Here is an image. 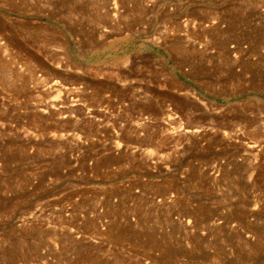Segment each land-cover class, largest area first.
I'll use <instances>...</instances> for the list:
<instances>
[{"label":"rangeland","instance_id":"obj_1","mask_svg":"<svg viewBox=\"0 0 264 264\" xmlns=\"http://www.w3.org/2000/svg\"><path fill=\"white\" fill-rule=\"evenodd\" d=\"M0 264H264V0H0Z\"/></svg>","mask_w":264,"mask_h":264},{"label":"bare ground","instance_id":"obj_2","mask_svg":"<svg viewBox=\"0 0 264 264\" xmlns=\"http://www.w3.org/2000/svg\"><path fill=\"white\" fill-rule=\"evenodd\" d=\"M115 3V2H114ZM117 4V3H116ZM116 4H114V5H116ZM117 7V6H116ZM114 8H115V6H114ZM116 9V8H115ZM189 131V130H188ZM193 131V130H192Z\"/></svg>","mask_w":264,"mask_h":264}]
</instances>
